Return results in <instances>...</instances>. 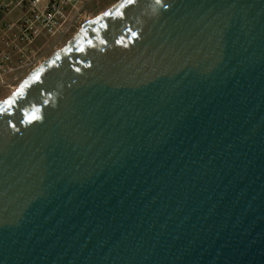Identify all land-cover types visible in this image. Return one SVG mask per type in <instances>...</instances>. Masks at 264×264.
<instances>
[{
    "label": "water",
    "instance_id": "obj_1",
    "mask_svg": "<svg viewBox=\"0 0 264 264\" xmlns=\"http://www.w3.org/2000/svg\"><path fill=\"white\" fill-rule=\"evenodd\" d=\"M0 264H264V0H118L1 100Z\"/></svg>",
    "mask_w": 264,
    "mask_h": 264
},
{
    "label": "built area",
    "instance_id": "obj_2",
    "mask_svg": "<svg viewBox=\"0 0 264 264\" xmlns=\"http://www.w3.org/2000/svg\"><path fill=\"white\" fill-rule=\"evenodd\" d=\"M93 1L0 0V101L94 17Z\"/></svg>",
    "mask_w": 264,
    "mask_h": 264
},
{
    "label": "rangeland",
    "instance_id": "obj_3",
    "mask_svg": "<svg viewBox=\"0 0 264 264\" xmlns=\"http://www.w3.org/2000/svg\"><path fill=\"white\" fill-rule=\"evenodd\" d=\"M117 1L118 0H95V1H93L92 8H91L92 15L95 17L99 13L103 12L104 10H106L109 7H111L112 5H114ZM15 15H16V13H12V15L8 18H14ZM55 51H56V49H50V50L46 51L45 58H48Z\"/></svg>",
    "mask_w": 264,
    "mask_h": 264
},
{
    "label": "snow or ice",
    "instance_id": "obj_4",
    "mask_svg": "<svg viewBox=\"0 0 264 264\" xmlns=\"http://www.w3.org/2000/svg\"><path fill=\"white\" fill-rule=\"evenodd\" d=\"M127 3L128 4H131V3H133V0H127ZM122 7H123V5H122ZM117 16H119L121 13L119 12V10H117V12L115 13ZM104 15H109V13H105ZM103 26V25H102ZM7 103L8 104H11L12 103V101L11 100H9V101H7ZM35 117H33V119H34Z\"/></svg>",
    "mask_w": 264,
    "mask_h": 264
}]
</instances>
